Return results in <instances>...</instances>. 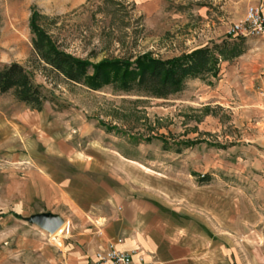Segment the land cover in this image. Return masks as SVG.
<instances>
[{
    "label": "rangeland",
    "instance_id": "1",
    "mask_svg": "<svg viewBox=\"0 0 264 264\" xmlns=\"http://www.w3.org/2000/svg\"><path fill=\"white\" fill-rule=\"evenodd\" d=\"M257 1L0 0V64L20 63L54 94L37 111L0 93V209L13 207L7 190L30 170L77 176L93 193L155 204L189 239L194 264H264L262 41L243 36V53L226 60L241 68L220 105L210 94L218 77L189 79L163 98L70 82L37 58L29 24L37 12L59 48L92 62L167 58L227 38ZM246 79L259 106L235 104ZM37 208L0 215V264H62L68 219L49 234L25 220Z\"/></svg>",
    "mask_w": 264,
    "mask_h": 264
},
{
    "label": "crops",
    "instance_id": "2",
    "mask_svg": "<svg viewBox=\"0 0 264 264\" xmlns=\"http://www.w3.org/2000/svg\"><path fill=\"white\" fill-rule=\"evenodd\" d=\"M257 2L263 4L264 14V1ZM238 68L241 66L228 61L220 63L217 86L210 92L215 96L212 103L228 105L230 95L225 93V88L227 84H235L229 80L240 70ZM259 72L263 73L258 76L264 89V69ZM250 82L243 80V89L239 85L241 96H236L238 101L235 102L238 106L261 104V97L249 95ZM96 188L93 193L91 181L85 186L77 176L30 170L18 187H13L11 193L7 190L16 199L6 212L2 207L0 215L16 217L19 208L36 204L38 208L33 212L51 211L68 219L69 229L65 232L68 236L61 242L62 264H89L95 251L108 243L133 252L135 258L141 255L149 264H194L189 239L181 237L179 224L169 221L155 204L141 198L120 197L109 189L101 194L98 186ZM60 228L62 231L63 225Z\"/></svg>",
    "mask_w": 264,
    "mask_h": 264
},
{
    "label": "trees",
    "instance_id": "3",
    "mask_svg": "<svg viewBox=\"0 0 264 264\" xmlns=\"http://www.w3.org/2000/svg\"><path fill=\"white\" fill-rule=\"evenodd\" d=\"M37 16L34 11L29 22L37 58L64 79L92 90L110 85L124 92L138 91L146 96L163 98L181 91L189 79L217 78L220 63L234 59L245 49L242 35H229L220 42H211L167 58L154 57L147 52L132 60L106 57L92 62L59 48L37 23ZM8 91L17 101L37 111L54 96L35 80L31 70L16 61L0 64V93ZM184 143L187 145L190 141ZM201 178L205 180V176Z\"/></svg>",
    "mask_w": 264,
    "mask_h": 264
},
{
    "label": "built area",
    "instance_id": "4",
    "mask_svg": "<svg viewBox=\"0 0 264 264\" xmlns=\"http://www.w3.org/2000/svg\"><path fill=\"white\" fill-rule=\"evenodd\" d=\"M230 35H252L258 37L264 45V14L263 4L247 6L245 14L238 22L233 23L228 29ZM89 264H149L139 255L134 257L133 252L118 249L114 243L98 249Z\"/></svg>",
    "mask_w": 264,
    "mask_h": 264
},
{
    "label": "water",
    "instance_id": "5",
    "mask_svg": "<svg viewBox=\"0 0 264 264\" xmlns=\"http://www.w3.org/2000/svg\"><path fill=\"white\" fill-rule=\"evenodd\" d=\"M25 220L40 229L53 234L65 222L64 218L51 211L35 212L25 217Z\"/></svg>",
    "mask_w": 264,
    "mask_h": 264
}]
</instances>
